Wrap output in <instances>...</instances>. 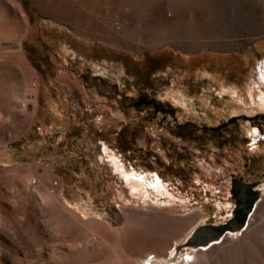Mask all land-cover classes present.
<instances>
[{"label":"rangeland","instance_id":"obj_1","mask_svg":"<svg viewBox=\"0 0 264 264\" xmlns=\"http://www.w3.org/2000/svg\"><path fill=\"white\" fill-rule=\"evenodd\" d=\"M116 1L87 12L64 1V15L0 0V264H145L154 240L173 264L193 261L194 231L235 216L236 179L259 188L255 216L190 250L205 246L206 264H264V105L233 112L222 89L254 88L259 101L264 31L229 10L220 35L240 45L138 49L121 35L171 28L179 12L160 0L142 20Z\"/></svg>","mask_w":264,"mask_h":264},{"label":"bare ground","instance_id":"obj_2","mask_svg":"<svg viewBox=\"0 0 264 264\" xmlns=\"http://www.w3.org/2000/svg\"><path fill=\"white\" fill-rule=\"evenodd\" d=\"M64 1L66 2L70 1L73 5H78V7H80L83 10V12H85L86 10H89L90 0H81L80 2L78 0H64ZM64 1L63 0L61 1L60 0H49V1L48 0H45V1L38 0L40 7L45 10L50 9L52 14L53 13L55 14L61 13L64 15L70 14L71 12L70 9H73V8L72 7L64 8L62 5ZM102 1H108V0H102ZM159 1L160 0H117L116 3L119 4L120 7L126 6L133 11L138 10V12H140L141 19L145 20V16L147 12L152 8L153 5H155ZM166 2L168 4L167 8L169 7V10H170L169 13H172L174 11L179 12L178 16L180 20L178 19L179 21L178 23H176L177 24L176 26L172 25L171 28H166L164 25L141 24V26L136 31L124 32L121 35L122 41L126 43L127 45H135L136 48L138 49L139 48L140 49L151 48V47L161 45L163 43H171L174 45H179L189 50H195L198 47H202L205 45L213 47V48H217V49L235 47L237 45H240V40L225 39V38H222L220 35V31H221L220 24H221L222 16L224 15L226 11H229V10L232 13L231 19L233 21L237 17L240 19L241 18L249 19L248 21L251 20V21H254L255 24L257 23L256 25L259 26L258 27L260 29L259 31H264V0H166ZM250 5L255 8L253 11V14L250 13V9H249ZM256 8H261L262 13L260 12L261 14L260 16L254 14L256 13L255 10H259ZM161 13L168 17L170 16V14H165V12H161ZM144 36L147 37V40L144 39ZM262 64L263 66L261 67L260 71H262V76L264 77V63ZM223 86H222L223 91H227V93L231 94L229 98L230 102L227 104L228 105L227 107H229L231 110L233 109V112H237L240 110L249 111L251 109V107L247 108L246 106L242 105L240 102L244 104L253 102L255 104L253 103L251 104L253 105L257 104L260 107L264 105V93L259 95L260 97L258 101L254 94V88L249 87L250 91L248 95L241 96L240 93L237 94L236 92H233L230 89V87H226L227 85H225V87ZM182 95H179V97H177L176 94L172 95L173 100L179 103H184L186 105L185 100H188V98H186L185 95H184L185 97ZM230 109L229 111H231ZM252 109H256V108L253 107ZM112 152L114 153V151H111L109 147L106 145L105 153L112 156L113 155ZM114 158L116 160V156ZM117 161L118 162L114 161L116 167L117 168L120 167L123 170V173H125V175L130 176L132 173L128 172L124 168V166L121 163H119V160ZM20 177L21 179L26 178L27 185L29 184L31 180V175L22 174L21 172ZM132 184L134 186L139 185L135 181H133ZM156 184L163 185V179L161 178L159 174H157ZM252 213L248 217V221H247L248 223L255 216L254 214L252 215ZM191 222H193V220L189 221V223ZM90 229L97 231V229H94L93 227H91ZM96 233L98 234V232ZM238 234L239 232L235 231V229L232 228V229H228L224 237H228V238L234 237V236H237ZM200 239H201V236L195 235V231H194V235L191 238H188V241L186 242L185 245H190V246L195 245L196 246V245H205L207 243V242H201ZM190 246L184 250L187 253V256H190L192 254L195 256L193 261H190L189 259L184 258L180 261L179 264H206L207 263V259L205 258L206 256L203 257L202 253L207 248L204 246V247H199L197 249L190 250L194 248V247L191 248ZM164 248H165V245H164L163 240H154L150 249H155V250H148L147 254L141 258L148 260V261L145 260L147 261L145 264H173L175 259L169 258V255L163 252ZM155 253L157 256L155 258L150 259L149 257ZM205 255H208V252ZM120 259L122 260V255L120 256ZM140 264H143V263H140Z\"/></svg>","mask_w":264,"mask_h":264},{"label":"water","instance_id":"obj_3","mask_svg":"<svg viewBox=\"0 0 264 264\" xmlns=\"http://www.w3.org/2000/svg\"><path fill=\"white\" fill-rule=\"evenodd\" d=\"M254 182L236 179L233 192L237 197L238 206L235 216L219 223H207L196 231L197 236H201L200 241L208 242L211 239H220L228 229H238L243 227L255 204L259 188L252 187ZM215 241V240H212Z\"/></svg>","mask_w":264,"mask_h":264}]
</instances>
